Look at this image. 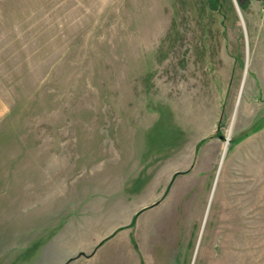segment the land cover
I'll return each mask as SVG.
<instances>
[{
  "label": "rangeland",
  "instance_id": "rangeland-1",
  "mask_svg": "<svg viewBox=\"0 0 264 264\" xmlns=\"http://www.w3.org/2000/svg\"><path fill=\"white\" fill-rule=\"evenodd\" d=\"M239 1L0 0V264H264V0Z\"/></svg>",
  "mask_w": 264,
  "mask_h": 264
},
{
  "label": "water",
  "instance_id": "water-1",
  "mask_svg": "<svg viewBox=\"0 0 264 264\" xmlns=\"http://www.w3.org/2000/svg\"><path fill=\"white\" fill-rule=\"evenodd\" d=\"M220 137L224 138V139L226 140V142L228 141V138H227V137H223V136H220ZM225 149H226V147H225ZM182 172H183V171H176V172L173 174V178H174L177 174H180V173H182ZM157 203H158V201L155 202L154 204H157ZM154 204H153V205H154ZM101 243H102V242H100L97 246H95L94 249H93L89 254H86V253L83 252V251H79L75 256L69 257V258H68L63 264H68L71 260L76 259V258H78V257H80V256H85V257H90V256H92V255L95 253L97 247H98Z\"/></svg>",
  "mask_w": 264,
  "mask_h": 264
},
{
  "label": "trees",
  "instance_id": "trees-1",
  "mask_svg": "<svg viewBox=\"0 0 264 264\" xmlns=\"http://www.w3.org/2000/svg\"><path fill=\"white\" fill-rule=\"evenodd\" d=\"M238 1H239V0H238ZM239 5H240L241 7H243L242 4L240 3V1H239Z\"/></svg>",
  "mask_w": 264,
  "mask_h": 264
},
{
  "label": "bare ground",
  "instance_id": "bare-ground-1",
  "mask_svg": "<svg viewBox=\"0 0 264 264\" xmlns=\"http://www.w3.org/2000/svg\"><path fill=\"white\" fill-rule=\"evenodd\" d=\"M224 153V152H223Z\"/></svg>",
  "mask_w": 264,
  "mask_h": 264
}]
</instances>
